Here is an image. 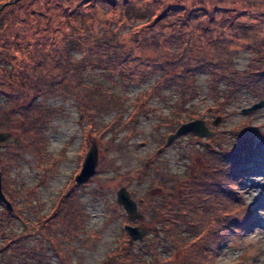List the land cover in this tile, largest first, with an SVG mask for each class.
Returning a JSON list of instances; mask_svg holds the SVG:
<instances>
[{"label": "rangeland", "instance_id": "1", "mask_svg": "<svg viewBox=\"0 0 264 264\" xmlns=\"http://www.w3.org/2000/svg\"><path fill=\"white\" fill-rule=\"evenodd\" d=\"M3 6L0 12V67L14 72L12 58L7 56L11 54L16 55L19 63H15L21 69L19 75L13 77L12 84L21 82L22 74L27 76L22 71L30 73L42 55H47L51 49L65 47L72 59L86 63L85 69L89 68L83 73L86 83L98 89V94L91 100L65 89L37 98L35 119L41 116L42 109L52 112L44 120L48 144L44 153L46 160L40 163L37 157L23 152L18 143L20 121L15 119L14 105L9 103L12 95L9 93L15 86L0 80V97L3 96L0 133L9 134V139L0 142V154L12 158L7 176L10 191L17 194L20 208L24 209L31 225H35L38 216L53 210L58 198L72 183L77 185L75 178L92 143H96L99 150L96 137L85 126L82 109L92 108L89 113L95 116L101 129L108 125L112 127L107 134V140L113 145L110 152L112 160L88 182L77 185L86 228L72 242H64L73 264H120V247L126 251L130 240L124 229L126 225L148 230V241L151 239L153 242L152 232L157 233L159 227L156 222L160 216L156 215L154 219L144 216V207H139L141 200L152 198L159 203L163 198L161 185L166 184L170 176L179 177L181 181L198 173L208 159L207 143L213 142L221 149L233 139L235 144L241 145V140L232 136L236 128L250 132L252 128L261 127L264 132V106L254 111L252 116L249 114L253 112L243 113L244 109L264 99L245 96L241 102L228 107L230 116L222 123V118H219L222 115L210 94L213 86L210 76L202 74L186 81L193 84L199 93L187 103H183L184 99L187 100L186 95L181 96L176 84H158L163 71L174 75L181 70L166 62V57L172 58L169 49L173 44L184 47L192 36L200 48L204 29L215 28L209 32L210 35L219 34L224 29L226 43H231L232 50L238 51L235 58L237 69L245 70L253 54L245 48L257 38L264 39V21L261 22V18L264 19V0H0V9ZM190 11H193L192 15H189ZM207 12L213 13L215 18L209 19ZM74 28L86 36V41L76 47L68 43L74 39V34H71ZM243 28L248 32H237ZM16 46L27 47L28 54H17L13 51ZM202 47L205 52L212 53L209 47ZM86 52L90 55L87 58ZM122 61L126 62L125 66L120 64ZM109 64L114 67H109ZM64 70L50 76L59 78ZM75 72L65 75L74 78L72 74ZM221 88L222 85L219 90ZM26 99L22 96L18 104L26 103ZM188 109H192L197 118L187 116ZM132 112L139 113L134 123L137 127L134 135L130 132L132 127L127 125ZM120 115L123 118L117 121ZM195 120L205 121L212 134L207 137L187 134L166 145L169 136L182 124ZM249 120L250 130L243 124ZM258 141L259 137L256 138ZM13 142L16 147L12 146ZM101 155L99 151V160ZM245 170V197L254 211L252 226L244 235L242 245L243 249L249 246L256 248L258 254L252 259V264H264V145L254 159L245 164ZM152 180L157 182L156 185ZM170 186L177 190L178 184ZM121 188H126L135 201V214L140 218L131 219L118 204ZM33 190L38 191L37 197L31 196L30 191ZM26 197H31L28 203ZM5 208L0 204V219ZM58 224L65 228L62 217ZM3 231L4 234L10 231L17 235L27 233L19 219L9 227L5 226ZM27 234H31L23 242L27 250L42 247L44 250H39L48 255L49 264H60L59 257L52 253L49 241L42 234H37L34 229ZM147 235L137 241L140 251L146 249ZM165 252L163 258L169 254ZM241 252V248L227 246L220 257L228 264H239ZM151 257L145 256L148 262H151ZM172 257L176 264H186L179 250ZM137 264H142L140 259Z\"/></svg>", "mask_w": 264, "mask_h": 264}, {"label": "trees", "instance_id": "2", "mask_svg": "<svg viewBox=\"0 0 264 264\" xmlns=\"http://www.w3.org/2000/svg\"><path fill=\"white\" fill-rule=\"evenodd\" d=\"M192 14L193 11H190L189 15ZM207 15L209 19L215 18L213 13L210 15L207 12ZM262 21H264L263 18H261ZM214 29L202 30L200 48L192 36H189L190 40L186 41L184 47L178 43L173 44L169 49L172 58L167 59L166 57V62L176 65L181 70L174 75L163 71L158 84L161 83V86L169 83L176 84L181 96L186 95L187 100L184 99L183 103H187L194 100L199 93L193 84H188L186 81L202 74L210 76L213 84L210 94L216 102L217 110L222 115L219 118H222V123H224L230 116V113L227 112L228 107L241 102L245 96L249 95L257 100L264 99V39L263 37L257 38L254 43L245 48L252 51L253 54L246 69L240 71L237 69L235 59L238 51L232 50V46L229 45L231 43H226L224 29L219 34L210 35L209 32ZM237 32L247 33L248 30L237 29ZM72 33L74 39L69 40L68 43L73 47L80 46L81 42L86 41V36L82 32L78 33L74 28ZM202 45L209 47L212 53L205 52ZM51 50L47 55H42L39 63L34 64L30 73L22 71L27 76H23L21 73V82L11 83L13 77L19 75L21 71L20 66L16 64L19 63L16 60V55H7L12 58L10 60H12L14 72L7 67H0V80L15 86L14 91L9 93V95L12 94L9 103L14 105L15 119L20 121L18 143L23 152L37 157L40 163L46 160L44 153L48 144L44 120L48 119L52 112L42 109L41 116L35 119L33 114L37 109L35 104L37 98L53 94L60 89L72 90L86 100H91L95 94H98L96 86L91 87L86 83L87 79L83 73L89 68L85 69L84 61L78 63L72 59L69 49H65V47ZM13 51L17 54L22 52L25 56L28 54L27 47L16 46ZM34 55L33 53L32 58ZM89 56V52H86L85 57ZM13 61L16 63L14 64ZM106 61L109 62V60ZM120 64L125 66L126 62L122 61ZM96 65L99 66L98 63ZM109 67H114V65L109 64ZM64 68L65 70L59 78L50 76ZM74 70L76 71L72 74L74 78L65 75V73H73ZM15 71L18 73L16 74ZM159 72L160 69H158V74ZM121 74L123 75V73ZM221 85L223 88L219 90ZM22 96L27 97V102L23 101L18 104ZM2 97H0V104L3 101ZM5 98L8 100V97ZM90 109L92 108L84 107L82 116L85 126L96 137L99 151L102 154L97 175L101 168L112 160L110 152L113 145L107 140V134L112 130V127L108 125L101 129L94 119L95 116L90 115ZM186 111L190 118L192 116L197 118L192 109ZM254 114L255 112L249 115ZM122 118V115L118 116L117 121H121ZM138 118L139 113L137 112H132L127 118V125L132 127L130 132L133 135L137 133L134 123ZM250 123V120L244 121V127L249 126L250 130ZM232 136L241 140V145L235 144L233 139L221 149L215 147L213 142L207 143L208 159L198 173L181 181H179V177L170 176L168 182L161 185L163 197L161 202L157 203L152 198H145L140 203L138 202L139 207H144V216L153 219L156 218V215L160 216L156 222L159 228L157 233L152 232V237L155 238H152L153 242L151 239L148 241L150 233L145 238L147 243L144 251L138 249L137 242L132 245L127 242L126 251L120 247V264H137L138 259L142 264H176L172 257L176 250L180 251L186 264H228L220 257L227 246L242 249L238 260L239 264H252V259L258 254L256 248L249 246V248L243 249L242 245L244 235L252 226L254 211V207L247 203L245 197L244 174L246 172L245 164L253 160L261 146L264 145V132L261 131V127L252 128L250 132L236 128ZM257 137H259L258 142H256ZM11 144L17 146L15 142ZM2 155L0 154L2 190L13 211L9 212L5 208L0 219L2 222L4 221L3 224L0 223V233L2 231L3 234L0 236V264L50 263L45 251L39 250L43 249L42 247L32 250L25 248L23 242L31 236L27 233H31L32 229L49 241L52 253L59 257L60 264H73L71 253L65 247L64 242H72L75 237H79L81 232H85L86 228L85 211L77 195L78 186L72 183L68 190L58 198L53 210L49 214L38 216L35 225H31L25 216L24 209L20 208L16 199L17 194L10 191L11 185L7 176L11 167L9 161L12 158ZM158 156L159 154L156 153V157ZM152 181L156 185L157 182ZM172 183L178 184L177 190L170 186ZM126 185L129 187V182ZM37 192V190H33L30 191V194L32 197H37ZM30 198L26 197V203L31 200ZM145 203L147 205H144ZM60 217L64 220V229L58 224ZM18 219L24 224V232L27 233L23 234L22 232L17 235L10 231L4 234L5 226L9 227L13 221L15 224ZM44 238L42 237V239ZM10 250L12 252L9 254ZM163 252L169 253L167 258H163ZM146 255L152 256L151 262L147 261Z\"/></svg>", "mask_w": 264, "mask_h": 264}, {"label": "water", "instance_id": "3", "mask_svg": "<svg viewBox=\"0 0 264 264\" xmlns=\"http://www.w3.org/2000/svg\"><path fill=\"white\" fill-rule=\"evenodd\" d=\"M5 6L0 9V12L3 10ZM264 106V100L260 101L252 105L249 108L243 110V113L248 114L250 112H254ZM187 134H194L198 137H207L212 134V132L206 126L205 121L203 120H195L189 123L182 124L180 128L172 135L169 136L166 145L172 144L176 139L180 138L181 136ZM9 139L8 133H0V142H5ZM160 152V150L158 151ZM99 161V150L97 148L96 143H92L86 158L84 160L82 169L80 173L76 176L75 180L77 185H82L90 180L96 173V169L98 166ZM117 202L121 205L125 212L131 217V219L140 218V215H136L137 205L135 201H133L126 188H121L118 192ZM0 204H3L10 212L13 211V208L10 202L6 199L3 190H2V173L0 171ZM125 231L130 236L129 244L132 245L137 241L143 240L145 235L147 234L148 230L142 227H133L126 225L124 227Z\"/></svg>", "mask_w": 264, "mask_h": 264}, {"label": "flooded vegetation", "instance_id": "4", "mask_svg": "<svg viewBox=\"0 0 264 264\" xmlns=\"http://www.w3.org/2000/svg\"><path fill=\"white\" fill-rule=\"evenodd\" d=\"M135 226V225H134Z\"/></svg>", "mask_w": 264, "mask_h": 264}]
</instances>
